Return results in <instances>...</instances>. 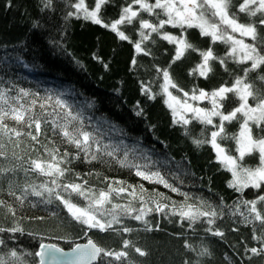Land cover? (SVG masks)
Masks as SVG:
<instances>
[{
    "label": "trees",
    "instance_id": "trees-1",
    "mask_svg": "<svg viewBox=\"0 0 264 264\" xmlns=\"http://www.w3.org/2000/svg\"><path fill=\"white\" fill-rule=\"evenodd\" d=\"M75 2L53 0L52 6L46 8L44 0H0V88L7 90L8 97L18 96L19 89L39 97L60 96L73 113L82 118L84 130L94 133L104 144L116 150L115 157L104 156L95 161L85 159L83 152L67 143L59 129L53 128L50 116L45 117L48 123L42 122L38 142L26 134L12 137L11 141L7 137L0 138L7 153L6 157H0V167L17 165L13 172L0 173V200L16 209L15 220L23 229V233H0V239L5 241L0 245V253L14 248L23 254L22 259L27 264H36L34 253L41 243H54L68 249L91 239L106 250L128 252V256L120 260L101 255L95 264H184L186 260L191 264L197 261L199 264H264V251L259 254L250 251L253 247L260 249L264 244V239L253 238L264 234V226L259 221L245 223L236 211L240 200L256 199L264 195V189L247 188L237 192L228 186L232 175L216 160L211 145L193 143L195 138H200L201 132L205 138L210 137L219 118L213 117V125L207 126L192 120L187 126L191 134H186L184 126L173 122L172 111L164 103L165 96L160 87L164 83L163 72L158 71L168 69L178 88L191 93L193 88L211 91L221 85L231 86L236 76L243 75V68L247 65L238 64L231 58H226L223 65L219 60L211 61L212 71L207 78L203 77L197 67L202 61L200 52L212 47L217 57L225 58L229 45L212 43L209 37L201 36L198 29L182 30L165 25L163 32L179 36L183 31L195 50H188L179 60H174L175 45L152 33L149 40L142 43L145 52L138 53L135 43L141 40L139 19L157 23L155 15L141 12L131 24L120 25V31L129 37L121 40L110 28L85 20L82 15L68 16L69 12L76 11L71 7ZM149 2L154 3V0ZM241 2L232 0L231 11L242 23L256 22L261 37H264V26L258 24L260 15L250 18L240 13L238 6ZM85 3L90 9L94 7V0H85ZM129 3L131 0H109L101 8V19L111 24ZM159 18L165 17L161 14ZM261 75H264V69L250 73L249 78L256 88L264 91V81L257 79ZM142 86H148L155 98L150 99L142 92ZM170 91L183 99V92L178 89ZM33 98L32 95L23 97L21 103L27 105ZM11 102L15 103L14 100ZM189 103L211 108L207 100L197 103L189 99ZM52 104L54 101L49 102ZM237 105L238 99L229 94L223 110L231 111ZM46 107L47 112L53 111L52 106ZM41 111L38 102L33 112L39 115ZM57 111L63 112L62 109ZM185 115L191 118V114ZM6 123L22 133L31 131L35 135L34 126L29 129L11 119ZM225 130L229 137L232 136L239 131V122H225ZM17 140L19 147L16 146ZM219 142L229 154L236 155L234 140ZM45 146L58 149L59 155L69 154L70 163L61 167L70 171L59 183L87 182L86 186L97 194L101 190L107 191L110 183L114 187H125L127 190L123 193H111L112 203L106 204L105 208L110 209L112 204L130 205L136 211L131 215L121 214L120 224L101 232L73 220L59 201L53 199L52 203H46L47 193L44 197H37L31 195L29 189V195L21 206L10 191L14 190L19 196L21 189L28 184L39 186L48 181L51 186V177L23 170L29 167L27 161L30 158H49ZM13 152L22 159L16 160ZM74 156L78 158L73 159ZM119 160H124L123 166ZM244 163L254 166L258 163V156L247 157ZM138 170L158 172L159 177L179 192H173L158 182L157 176L150 179L138 176ZM115 181L122 184L116 185ZM160 193L166 197L160 203L169 205L163 213L154 210L155 204L150 199L158 198ZM183 194L190 197L188 203L197 204L203 200L215 208L218 215L211 217L214 221L211 226L207 224L208 218L201 217L190 227L189 221L171 214L173 202L179 205L185 201ZM141 195L146 201L143 206L153 209L144 217L151 231L144 220L133 218L142 207ZM71 198L81 207L88 204L84 197L72 194ZM257 208L264 211V202L258 201ZM240 211L247 212L243 204ZM97 216L102 221L111 218L99 213ZM0 226H13V217L5 215L2 207ZM124 227L131 231L123 232ZM209 227L223 235L216 236L206 231ZM125 240L131 242L128 248L124 247ZM186 242L191 248L185 247ZM136 247L146 255L136 253ZM205 248L208 254L198 255Z\"/></svg>",
    "mask_w": 264,
    "mask_h": 264
},
{
    "label": "snow or ice",
    "instance_id": "snow-or-ice-1",
    "mask_svg": "<svg viewBox=\"0 0 264 264\" xmlns=\"http://www.w3.org/2000/svg\"><path fill=\"white\" fill-rule=\"evenodd\" d=\"M52 3L53 0H44L46 8L51 7ZM107 3H109V0H94V7L90 9L86 6L85 0H76L71 5L76 11L69 12L68 16L82 15L85 20L110 28L121 40H128L129 37L123 31H120L119 26L131 24L134 19L140 17L141 12H147L150 15H155L158 22L152 23L147 19H139L141 40L135 43V49L138 53L145 52L142 43L149 40L152 33L160 35L163 40L175 45L174 60H179L188 50H195L194 45L188 41L183 31L179 36L162 31L165 25H171L182 30L198 29L200 35L209 37L212 43L222 42L229 45L225 58L217 57L212 47L200 52L202 61L197 67L201 76L207 78L212 71L210 62L215 60H219L223 65L226 58H231L238 64L247 65L243 68V75L236 76L231 86L221 85L211 91H205L203 88H193L191 93L183 92V89L178 88L168 69H158V71L163 72L164 83L160 87L165 96L164 103L172 111L173 122L184 126L186 134H191L187 126L192 120L207 126L213 125V117L219 118V123L214 126L215 130L210 133V137L205 138L204 132H201L200 138H195L193 143L198 146L211 145L216 153V160L232 175L228 186L234 188L237 192H243L247 188L264 189V134H262L264 133V91L256 88L249 78L250 73L258 69H264V47H262L264 37H261L257 23H242L237 14L231 11L232 0H154V3H150L149 0H131V3L121 9L118 19L108 24L104 23L100 16L101 8ZM133 5L138 7L134 8ZM238 11L250 18L259 14L261 18L258 24L264 26V0H242L239 3ZM161 14L165 18L160 19ZM244 38H248L252 42H246ZM133 63H135V60H133ZM257 79L264 81V75L258 76ZM170 89H178L183 92V99L174 95ZM142 92L148 94L150 99L155 98L148 86H142ZM19 93L16 97H8L7 90L0 88V138L7 137L11 141L12 137L19 138L22 134H26L32 141L38 142V136L42 133V122L48 123L49 121L45 117L50 116L53 128L59 129L60 134L66 139L67 143L74 145L80 152H83L85 159L95 161L102 159L104 156L115 157L116 150L104 144L94 133L84 130L82 118L78 113H73L71 107L60 96L39 97L38 94L30 93L25 89H19ZM229 94L238 99V105L232 108L231 111H225L223 109L225 108V102L229 100ZM30 95L34 98L31 99L29 104L21 103L23 97ZM189 99L192 101L207 100L211 104V108H203L189 103ZM13 100L15 103L11 102ZM52 101H54V104L49 105V102ZM38 102L42 110L39 115L33 112V108ZM46 106H52L53 111L47 112ZM57 109H62L63 112L61 113ZM187 113L191 114V118L185 115ZM7 119L15 121L18 125H26L29 129L34 126L35 135L31 131L22 133L21 130L10 127L6 123ZM233 121L239 122V131L229 137L225 130V122L231 123ZM225 139L235 141L236 155L229 154L228 150L219 142ZM16 146L19 147L18 140ZM5 147L6 145L0 142V157L7 156L6 151H4ZM45 152L48 154V159L30 158L27 161L29 167L23 170L25 173L35 171L41 175L51 177V186H49L48 181L41 183L39 186L28 184L21 189V195L19 196L16 195L14 190L10 191V195L14 196L21 206H23L29 195V189L31 195L37 197H44L47 193L46 203H52L53 199L59 201L67 209L73 220L86 225L88 228H98L101 232L111 230L114 224H120L121 214L131 215L132 211H136L131 209L130 205L112 204L110 209L105 208L106 204L112 203L111 193H123L127 190L125 187H114L113 183H110L107 191L101 190L97 194L86 186L87 182L84 184L75 182L59 183L58 181L65 176V173L70 171L68 168L61 167L64 163H70L69 154L65 152L63 155H59L58 149L48 148L47 146H45ZM12 155L16 160L22 159L15 152ZM126 156L127 154H125V158ZM252 156H258L257 164L249 166L244 163L247 157ZM72 158L78 157L74 156ZM119 163L123 166L124 160H119ZM16 167L17 165L10 168L0 167V173L13 172ZM136 174L144 179H150L151 176L159 177L158 172L146 173L138 170ZM158 182L164 183L165 187L170 188L173 192H179V189L168 184L162 177H159ZM114 183L116 185L122 184L120 181ZM64 193L68 195L65 196ZM72 194L84 197L88 204L81 207L74 203L71 198ZM132 194L136 195L135 190ZM183 195L185 201L179 205L173 202L171 214L179 215L182 220L189 221L190 227L201 217L208 218L207 224L211 226L214 223L211 217L218 215L215 208L206 201L199 200V198L197 204L188 203L190 197L187 194ZM140 199L142 207L138 210L139 214L133 217L135 220H144L145 215L153 211L152 208L143 206L146 204L143 195L140 196ZM150 199L155 204L154 210L156 212L163 213L169 207L167 204L160 203L161 199H166L162 193L158 194V198ZM258 201L264 202V195H259L252 200H240L236 205V211L243 217L245 223L259 221L264 226V211L258 210ZM241 204L246 208V213L240 211ZM0 207L5 209V215L13 217V226L10 228L0 226V233H23L22 227L15 220L16 209L3 200H0ZM97 213L111 218L102 221L98 218ZM144 223L147 229L151 231L148 221L144 220ZM122 231L129 232L131 229L124 227ZM206 231L212 232L216 236L223 235L222 232L219 230L214 231L211 227L207 228ZM253 238L264 239V234ZM4 244L5 241L0 239V245ZM123 244L125 248H128L131 242L125 240ZM185 247L191 248V245L186 242ZM250 251L253 254H259L264 251V244L260 249L253 247ZM135 252L140 256L146 255V252L139 247L135 248ZM206 254H208L206 248L198 253L201 256ZM22 255L14 248L6 253H0V264H27L22 259ZM34 255L39 258V264H94L101 255L120 260L122 257H127L128 252L106 250L89 239L86 244H76L71 255L67 258L63 255V249L55 244L45 243L39 245V250ZM184 264H191V262L186 260ZM196 264H199V261Z\"/></svg>",
    "mask_w": 264,
    "mask_h": 264
},
{
    "label": "water",
    "instance_id": "water-1",
    "mask_svg": "<svg viewBox=\"0 0 264 264\" xmlns=\"http://www.w3.org/2000/svg\"><path fill=\"white\" fill-rule=\"evenodd\" d=\"M88 242V240L87 241H85V242H79V243H76V244H86ZM95 243V242H94ZM45 244H54V243H45ZM76 244H74L72 247H70V248H68V249H64V248H62V247H60V246H58L59 248H61V249H63V255H64V257L65 258H67V257H69L70 255H71V252H72V249L75 247V245ZM56 245V244H55ZM39 250V247H38V249H37V251ZM99 258V257H98ZM98 261V259L94 262V264L96 263ZM36 264H39V258L37 257V263Z\"/></svg>",
    "mask_w": 264,
    "mask_h": 264
},
{
    "label": "rangeland",
    "instance_id": "rangeland-1",
    "mask_svg": "<svg viewBox=\"0 0 264 264\" xmlns=\"http://www.w3.org/2000/svg\"><path fill=\"white\" fill-rule=\"evenodd\" d=\"M197 103L199 102V101H196ZM195 105V104H194ZM198 106V105H197ZM187 114H190V113H187Z\"/></svg>",
    "mask_w": 264,
    "mask_h": 264
}]
</instances>
